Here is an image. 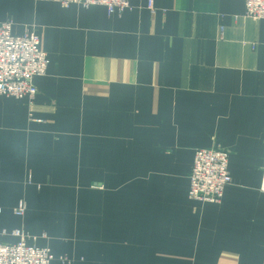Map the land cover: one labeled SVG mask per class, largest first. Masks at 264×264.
<instances>
[{"label": "crops", "instance_id": "0c3cea01", "mask_svg": "<svg viewBox=\"0 0 264 264\" xmlns=\"http://www.w3.org/2000/svg\"><path fill=\"white\" fill-rule=\"evenodd\" d=\"M130 1L0 0L50 58L34 98L0 96V241L23 229L51 264H264V19ZM216 143L233 183L192 200L195 150Z\"/></svg>", "mask_w": 264, "mask_h": 264}, {"label": "built area", "instance_id": "2783aa9c", "mask_svg": "<svg viewBox=\"0 0 264 264\" xmlns=\"http://www.w3.org/2000/svg\"><path fill=\"white\" fill-rule=\"evenodd\" d=\"M54 1L63 7L71 4L87 7L103 5L110 12L131 7L130 0ZM245 15L253 19H264V0H245ZM49 64L50 58L42 50L40 37L34 29L28 28L24 34L17 35L13 33V21L0 22V96L34 98L38 93L34 78L45 75ZM229 157L230 151L220 143L195 150L189 174V197L192 200L210 203L223 201L226 187L233 183ZM25 210V207L16 208L15 213L24 215ZM10 233L18 240L0 241V264H51L55 259L50 248L38 246L35 239L33 243H29L33 238L23 229H14ZM60 261L62 264L72 263L65 255L60 257Z\"/></svg>", "mask_w": 264, "mask_h": 264}]
</instances>
